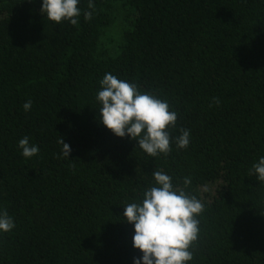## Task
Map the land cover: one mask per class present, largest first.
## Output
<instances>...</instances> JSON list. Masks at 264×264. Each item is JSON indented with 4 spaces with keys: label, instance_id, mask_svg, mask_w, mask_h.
Segmentation results:
<instances>
[{
    "label": "trees",
    "instance_id": "obj_1",
    "mask_svg": "<svg viewBox=\"0 0 264 264\" xmlns=\"http://www.w3.org/2000/svg\"><path fill=\"white\" fill-rule=\"evenodd\" d=\"M42 3L0 0V211L15 224L0 231V264H134L123 207L156 186L154 170L204 206L187 264H264V182L251 172L264 157V0H79L75 26ZM106 73L178 113L168 155L100 123Z\"/></svg>",
    "mask_w": 264,
    "mask_h": 264
},
{
    "label": "clouds",
    "instance_id": "obj_2",
    "mask_svg": "<svg viewBox=\"0 0 264 264\" xmlns=\"http://www.w3.org/2000/svg\"><path fill=\"white\" fill-rule=\"evenodd\" d=\"M79 0H43L41 14L57 24L67 20L73 26L78 24L81 10ZM88 9H95L89 0ZM85 20L92 18L91 11L83 13ZM101 90L96 99L102 104L99 109L100 123L116 137H130L138 142L139 149L151 157L171 152L170 128H176L178 113L170 110L166 100H161L149 92H143L135 83H129L106 73L99 82ZM214 104L219 99L213 98ZM32 101L23 108L29 111ZM176 137V146L186 148L190 142V132L181 128ZM61 137V136H60ZM62 145V156L69 159L70 145L58 140ZM22 156L30 158L39 152L36 145L29 143L25 136L18 142ZM252 174L264 182V157L252 165ZM156 186L144 191L142 202L128 203L123 217L134 226L133 247L143 255L134 259V264H187L193 259L191 246L199 238L198 217L204 210L203 204L195 196L183 189L174 188L172 178L162 170L152 172ZM184 186L191 184L185 178ZM15 224L6 210L0 211V231L7 233Z\"/></svg>",
    "mask_w": 264,
    "mask_h": 264
}]
</instances>
